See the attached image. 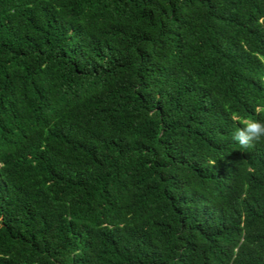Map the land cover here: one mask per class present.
Instances as JSON below:
<instances>
[{"label": "trees", "instance_id": "obj_1", "mask_svg": "<svg viewBox=\"0 0 264 264\" xmlns=\"http://www.w3.org/2000/svg\"><path fill=\"white\" fill-rule=\"evenodd\" d=\"M264 0H0V264H264Z\"/></svg>", "mask_w": 264, "mask_h": 264}, {"label": "clouds", "instance_id": "obj_2", "mask_svg": "<svg viewBox=\"0 0 264 264\" xmlns=\"http://www.w3.org/2000/svg\"><path fill=\"white\" fill-rule=\"evenodd\" d=\"M238 126L232 134V139L240 148L248 151L257 143L264 142V120L251 119L237 122Z\"/></svg>", "mask_w": 264, "mask_h": 264}]
</instances>
